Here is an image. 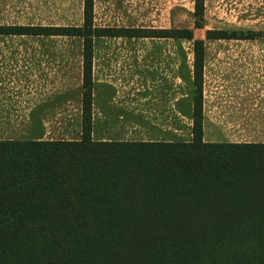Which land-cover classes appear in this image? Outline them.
Listing matches in <instances>:
<instances>
[{
    "label": "trees",
    "instance_id": "trees-1",
    "mask_svg": "<svg viewBox=\"0 0 264 264\" xmlns=\"http://www.w3.org/2000/svg\"><path fill=\"white\" fill-rule=\"evenodd\" d=\"M92 11L83 0L78 26L0 24L82 39L80 138L0 139V264H264V143L203 141V40L159 34L193 41L190 141H95L92 41L107 30Z\"/></svg>",
    "mask_w": 264,
    "mask_h": 264
},
{
    "label": "rangeland",
    "instance_id": "rangeland-1",
    "mask_svg": "<svg viewBox=\"0 0 264 264\" xmlns=\"http://www.w3.org/2000/svg\"><path fill=\"white\" fill-rule=\"evenodd\" d=\"M82 11L83 0H0V24L78 26L82 24ZM193 12L194 0H93V28L107 30L93 37L99 47L100 67L95 87L138 88L150 93L172 90L176 95L173 115L158 111L151 104L155 98L145 97L146 139L154 138L155 131L174 132L172 138L177 140L189 139L192 128L191 115L180 109L178 102L190 91L194 95L192 77L187 74L193 60V41L159 34L191 29L194 39L203 40L202 91L217 95L210 97L212 102L231 99L235 89L253 87L264 92V0H204L201 27H195ZM219 32L248 38H215ZM81 53L79 36L0 34V102L6 104L4 100L12 98L15 105H21L29 93L35 96L56 91L75 99L82 91ZM242 64H253L255 74L235 73V66ZM0 108V138L23 137L26 129L31 134L27 122L30 113ZM75 108L32 114V118L39 120L47 137H75V126L81 118ZM206 113L213 119L230 115ZM220 124L224 125L222 121ZM257 131L262 132L258 136H264V128ZM205 132L208 139H224L230 138L233 130L223 127Z\"/></svg>",
    "mask_w": 264,
    "mask_h": 264
},
{
    "label": "crops",
    "instance_id": "crops-1",
    "mask_svg": "<svg viewBox=\"0 0 264 264\" xmlns=\"http://www.w3.org/2000/svg\"><path fill=\"white\" fill-rule=\"evenodd\" d=\"M248 45L247 42H235V45ZM98 46L96 42L92 43V63H91V138L95 141H190L192 139V133H189V139L177 140L173 139L172 136L174 132L169 131H155L152 134L154 138L146 139L143 132L144 122L147 120L144 116L145 108V97L155 98L152 99V106H156L158 111L171 113L172 115L176 112L177 98L172 90H154L152 93L145 92L143 89H131L126 90L122 88H99L95 87V77L99 70L98 64ZM121 63V62H120ZM98 64V65H97ZM121 65V64H120ZM122 67V66H121ZM119 69L121 71L122 69ZM174 68V65L170 66ZM170 67H168L167 73H170ZM188 70L189 78L192 77V64H190ZM172 68V73L174 69ZM237 68V70H236ZM240 71V72H239ZM235 73H247L255 74V66L253 64L245 65L242 67L235 66ZM203 74V73H202ZM81 93L76 95L75 99H70V94H64V92H48L40 95L33 96L28 94L24 98L21 105H15L12 98L5 99L6 104L0 102V107L2 109L10 110L11 107L15 108L16 111H21L24 113H30V117L27 118V122L30 124L31 134H27L26 129L25 135L23 137L16 138H0V139H45V140H55V139H66V140H76L81 136V118L77 125L75 126V137L66 138H52L47 137L39 120L32 114L42 113V112H62L65 108L76 107L78 111L82 108L81 104ZM260 93V94H259ZM264 92H259L255 88H247L236 90L232 92L231 99L224 100L221 102H212L210 97H215L217 95L206 94L202 91L201 96V127H202V139L205 142H232V143H264V136H258L259 129L264 128V113L261 114V110L264 112ZM226 94V93H225ZM35 97V98H33ZM157 98V99H156ZM152 101H148L152 102ZM193 94L191 91L187 94V98L180 100L178 102V107L184 109L188 114L191 115L189 125L192 127V112H193ZM182 102V103H181ZM181 103V104H180ZM215 108V109H214ZM1 111V108H0ZM221 112L225 114H230L224 116L223 119L215 117L213 119L206 112ZM207 115H206V114ZM34 119V120H33ZM146 119V120H145ZM174 121V117H172ZM171 119V120H172ZM220 121L224 125L220 124ZM33 124L34 127L33 128ZM132 126H131V125ZM230 127L233 132L230 138L224 139H213L206 138V129H217ZM158 127V129H160ZM136 129V130H132ZM147 129V128H146ZM151 130L150 128H148ZM156 129V128H155ZM191 130V128H190ZM73 133V132H72ZM173 135H172V134ZM218 133H220L218 131ZM221 135V134H220Z\"/></svg>",
    "mask_w": 264,
    "mask_h": 264
}]
</instances>
